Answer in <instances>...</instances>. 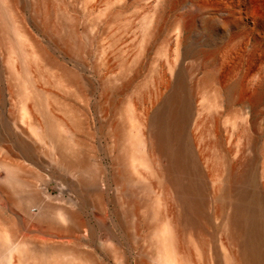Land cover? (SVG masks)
Wrapping results in <instances>:
<instances>
[{"label":"rangeland","instance_id":"obj_1","mask_svg":"<svg viewBox=\"0 0 264 264\" xmlns=\"http://www.w3.org/2000/svg\"><path fill=\"white\" fill-rule=\"evenodd\" d=\"M13 4L10 13L0 0V223L19 238L64 243L82 258L75 264L149 263L156 182L146 168L128 165L130 105L150 113L174 86L184 99L185 138L198 154L212 163L216 153L233 157L246 144L264 171V0ZM230 87L246 94L243 103L224 100ZM71 161L86 170L71 172L64 163ZM121 173L128 177L117 179ZM101 175L111 184L104 210ZM117 184L138 200L137 237ZM25 197L35 200L31 215L38 206L63 207L84 231L68 232V220L47 232L37 223L25 228L18 217Z\"/></svg>","mask_w":264,"mask_h":264},{"label":"bare ground","instance_id":"obj_2","mask_svg":"<svg viewBox=\"0 0 264 264\" xmlns=\"http://www.w3.org/2000/svg\"><path fill=\"white\" fill-rule=\"evenodd\" d=\"M3 1L12 13L13 0ZM221 90L219 86V94ZM240 95L236 96L230 87L224 100L229 104L243 103L246 94ZM159 105L142 114L136 104L130 105L132 126L126 148L129 167L136 171L146 168L158 184V189L156 183L150 184L155 193L151 212L156 223L150 235V250L145 252L147 264H264V171L254 167L250 146L238 145L233 157L228 152H218L209 163L207 155L198 154L185 138L186 112L180 87L174 86ZM26 112L34 123L29 107ZM57 123L62 124L59 120ZM136 126L140 128L137 135L133 134ZM138 144L143 147L137 152ZM64 163L71 172L86 170L83 162ZM127 177L121 173L117 179ZM96 183V194L104 210L105 192L111 184L102 175ZM117 190L124 198L125 214L137 237L141 225L138 200L118 184ZM34 202L32 197H25L18 204V217L25 228L37 223L42 232H47L52 224L63 225L68 220V232L84 231L77 213L63 207L38 206V215H31L29 210L35 207ZM64 252L71 253L72 258L64 260ZM76 261L82 258L64 243L33 241L27 234L19 238L16 228L0 223V264H75Z\"/></svg>","mask_w":264,"mask_h":264}]
</instances>
